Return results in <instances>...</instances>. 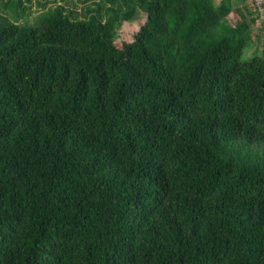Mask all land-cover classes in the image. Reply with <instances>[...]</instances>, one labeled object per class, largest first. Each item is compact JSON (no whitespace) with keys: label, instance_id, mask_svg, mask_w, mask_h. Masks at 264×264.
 I'll return each mask as SVG.
<instances>
[{"label":"trees","instance_id":"trees-1","mask_svg":"<svg viewBox=\"0 0 264 264\" xmlns=\"http://www.w3.org/2000/svg\"><path fill=\"white\" fill-rule=\"evenodd\" d=\"M247 1L0 8V264H264V38L241 61L264 14Z\"/></svg>","mask_w":264,"mask_h":264},{"label":"rangeland","instance_id":"rangeland-1","mask_svg":"<svg viewBox=\"0 0 264 264\" xmlns=\"http://www.w3.org/2000/svg\"><path fill=\"white\" fill-rule=\"evenodd\" d=\"M51 1V0H47ZM216 2H219V0H215ZM41 2V0H24V3L22 6L19 5L17 0H12L11 4L9 3V0H0V8H7L8 11L17 13L20 17V23H25L26 21H32L33 18L37 14L38 3ZM79 6H82V4H79ZM248 7L251 9L252 4L250 1H247L246 3ZM231 21L234 22L235 19L233 16L230 17ZM145 16L143 13H138L136 17L127 23H124L121 27V29L118 31L117 37H116V43L119 44L121 42L130 43L133 41L134 35L138 31L139 27L144 23ZM258 24V23H257ZM260 26L257 28L256 25L251 26V43L249 46H247L243 52L241 61L247 62L251 60L255 56L261 57L262 54V46H263V38H264V29L261 30V41L258 40V34Z\"/></svg>","mask_w":264,"mask_h":264},{"label":"built area","instance_id":"built-area-1","mask_svg":"<svg viewBox=\"0 0 264 264\" xmlns=\"http://www.w3.org/2000/svg\"><path fill=\"white\" fill-rule=\"evenodd\" d=\"M252 6L254 9H256L258 12H260L262 15L264 14V9H263V2L264 0H250Z\"/></svg>","mask_w":264,"mask_h":264}]
</instances>
